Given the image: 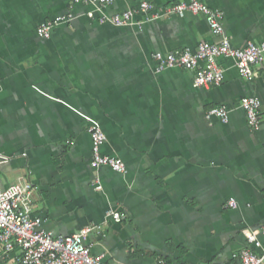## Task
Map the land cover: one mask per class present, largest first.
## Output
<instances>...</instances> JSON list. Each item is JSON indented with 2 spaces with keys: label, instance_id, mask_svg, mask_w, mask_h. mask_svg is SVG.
Here are the masks:
<instances>
[{
  "label": "crops",
  "instance_id": "1",
  "mask_svg": "<svg viewBox=\"0 0 264 264\" xmlns=\"http://www.w3.org/2000/svg\"><path fill=\"white\" fill-rule=\"evenodd\" d=\"M202 1L222 11L235 46L264 40V0ZM90 7L0 0V182L31 181L33 214L54 235L93 225L87 241L108 264H243V229L264 223V64L247 78L220 58L223 82L196 86L193 70L158 71L153 53L219 40L204 14L139 28L99 22ZM70 10L78 15L50 38L38 34L42 20ZM246 95L262 101L257 128ZM221 104L228 122L206 116ZM90 117L107 133L102 150L123 157L127 172L91 165ZM19 255L0 242V264H20Z\"/></svg>",
  "mask_w": 264,
  "mask_h": 264
},
{
  "label": "built area",
  "instance_id": "2",
  "mask_svg": "<svg viewBox=\"0 0 264 264\" xmlns=\"http://www.w3.org/2000/svg\"><path fill=\"white\" fill-rule=\"evenodd\" d=\"M116 0H71L72 5L87 4L90 7L85 14L96 18L102 23L115 26H137L171 14L185 16L188 12L204 14L211 29L220 36L219 40L200 41L196 48L183 47L174 50H157L153 53L157 70L180 66L195 72L194 85L208 86L221 84L225 78V67L220 58H231L240 74L247 78L254 75L253 65L264 64V40L249 39L243 46H235L226 33L223 13L202 0H180L170 5L160 6L151 0H141L137 4L122 10L107 12L106 7ZM78 14L74 10L61 13L42 20L37 26L38 34L50 38L53 30L61 23L72 21ZM262 101L257 95H246L241 100L248 121L253 127L260 125V109ZM230 107L221 104L211 107L206 116L220 118L223 122L230 119ZM88 130L92 136L93 166H109L113 170L125 173L128 170L126 161L118 154L106 153L102 150L107 141L101 122L88 118ZM6 159V156H2ZM102 188V183L96 184ZM34 185L29 180H21L8 185L0 182V242L6 252L19 249L20 264H108L103 254L92 251L87 238L94 228L85 225L69 234L54 235L43 227L41 215L33 214L32 198ZM228 204L237 205L235 198H230ZM109 214L115 221H121V210H110ZM248 245L242 249L243 264H264V223L256 228L245 227Z\"/></svg>",
  "mask_w": 264,
  "mask_h": 264
}]
</instances>
